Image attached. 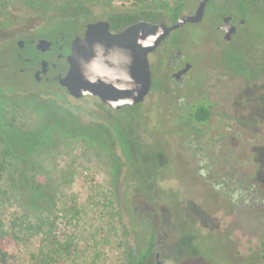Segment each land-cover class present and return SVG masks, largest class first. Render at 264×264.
<instances>
[{
	"label": "rangeland",
	"instance_id": "1",
	"mask_svg": "<svg viewBox=\"0 0 264 264\" xmlns=\"http://www.w3.org/2000/svg\"><path fill=\"white\" fill-rule=\"evenodd\" d=\"M183 1L83 0L71 19L83 24L79 35L98 19L109 20L112 30L140 19L171 22L168 10ZM199 1L189 0L182 14L193 13ZM52 22L25 0H0V132L26 154L14 159L20 185L24 177L41 182L57 232L77 241L69 264H129V252L150 241L148 264H155L157 250L164 264H264V96L251 83L252 97H239L248 76L264 83L257 75L264 13L239 23L230 44L217 28L222 17L210 12L173 31L193 64L185 84L172 88L156 75L142 103L117 111L37 82L28 63L9 64L23 34H57ZM25 54L37 55L31 48ZM199 103L211 108L204 123L193 119ZM63 108L74 111L79 127L67 132L58 124L57 113L66 119ZM186 232L196 235V256L168 249ZM40 240L21 245L22 256Z\"/></svg>",
	"mask_w": 264,
	"mask_h": 264
},
{
	"label": "trees",
	"instance_id": "2",
	"mask_svg": "<svg viewBox=\"0 0 264 264\" xmlns=\"http://www.w3.org/2000/svg\"><path fill=\"white\" fill-rule=\"evenodd\" d=\"M25 1L27 8L28 6L31 7L38 15L45 14V16L53 18L52 24L54 23L53 26L58 28L57 33L60 37L64 35L70 37L83 26V24L80 26H77L76 23L72 24L73 20L71 19L73 11L80 3H83V0ZM91 1L94 3H113L121 0ZM123 1L133 2L134 0ZM188 1L184 0L180 5L168 10L167 15L171 22L182 14V10ZM211 4L219 12L218 16L236 10V17L252 19L255 14L264 13L263 0H213ZM49 9L56 10L57 14H46ZM195 116L198 121L208 120L211 116L209 106L197 105ZM58 117H62V115L57 113V122L64 127L65 131L75 129L74 125L71 126L64 119L59 120ZM19 149L14 147L11 140L0 132V264H69L72 259L77 257L75 255L77 241L70 236L61 238L57 232L58 216L48 210L49 206H43L45 196L41 182L35 178L38 184L33 185L30 178L24 177L23 185H20L18 174L20 170H18L17 161L14 159H19L26 154L22 152L19 154ZM25 153L30 152L26 149ZM26 186H29L28 191ZM46 200L48 202L50 199L46 197ZM11 205L13 210L10 212L8 208ZM34 237H39L40 243L24 258L20 246ZM168 249H176L178 252L188 251L191 255L196 256L199 252L196 235L186 232L172 246H168ZM153 251L154 243L150 241L145 250L129 252L128 263L148 264Z\"/></svg>",
	"mask_w": 264,
	"mask_h": 264
},
{
	"label": "water",
	"instance_id": "3",
	"mask_svg": "<svg viewBox=\"0 0 264 264\" xmlns=\"http://www.w3.org/2000/svg\"><path fill=\"white\" fill-rule=\"evenodd\" d=\"M209 1L200 0L193 13L181 14L173 22L140 19L117 32L111 30L109 20L88 22L84 34L71 41L69 69L60 77V84L76 98L95 95L114 109L143 102L152 86L149 54L172 31L200 22ZM230 20L231 16H225L220 25L226 39H231L236 30ZM50 43L40 39L37 48L45 51ZM42 64L44 70L46 61ZM155 264H164L160 251L155 253Z\"/></svg>",
	"mask_w": 264,
	"mask_h": 264
},
{
	"label": "flooded vegetation",
	"instance_id": "4",
	"mask_svg": "<svg viewBox=\"0 0 264 264\" xmlns=\"http://www.w3.org/2000/svg\"><path fill=\"white\" fill-rule=\"evenodd\" d=\"M212 1L213 0H210L208 2L206 9H205V14H204L203 19L205 18L206 14L208 12L215 14V16H218L217 14L219 12L217 11V9L214 7V5L211 6ZM236 13H237L236 10H232L231 12H229L227 14L221 15L222 20L224 19L225 16H231L230 21L236 25V30L232 34L231 39L225 38V31L220 27V25L223 22L217 26L218 30H220L221 33L223 34L225 41L229 44L232 42L234 35L237 33V31L239 29V23L241 26H244L245 18L242 17L240 19V22L237 23L236 22ZM123 28H121V29H123ZM121 29L112 30V28H111V30L113 32L120 31ZM172 32L161 42V44L154 51H152L150 53L151 55L149 54L150 67H151V71H152V86L153 87L155 85V79L154 78L156 75L159 76V78L161 79L163 84L165 82L170 83L172 88L177 87V86H182L185 84L187 74L193 68V64H191L188 60H185L184 56L182 55V51H181L182 41H181V39L178 36H176L174 34V32L173 33ZM77 35H79V34H74V35H71L70 37H67L66 35L60 37V36H58V33L53 35V36H45V35L39 36V35H37V33L23 34L22 38L17 40V46H18V50L16 53L17 57L15 58V56H13V59L15 58V61H13L12 63H9V64H14L16 66V64L19 61H21L23 64L28 63L31 66H34V68L31 69V73H32V70H34L33 76L37 82L47 83V84H49V83L55 84L56 83L59 86H62V88L65 89V91L69 94V96H71L75 99H80V98H83L85 96L95 97V98H98L100 100L101 104H103L104 107L108 108L109 110L117 111V110L122 109L123 107L119 108V109H114L110 105L102 102L101 99L95 95H85L83 97L76 98L70 94V92L68 91V89L65 86L60 84V82H59L60 77L65 75L69 69V63L67 61V56L71 52V41ZM40 39H46V40L51 42L47 50L43 51V50L37 48V43ZM28 48L33 49L37 55H32V56L28 55L27 56L25 54V50H27ZM42 61H46L44 70H43ZM188 63L191 64L190 67L188 69L184 70V68L186 67V65ZM23 66L20 68L21 71L27 70V72H30V70H28L27 68L25 69V67H23ZM261 67H262L261 68L262 72L257 73L258 77L259 76L264 77V63L261 64ZM260 79L261 78H258L257 80L253 81L254 80L253 76L250 78L248 76V78H246V81H245L244 91L240 92L239 97H241V99H243V97H246L248 99H250L252 97L251 93L253 92L254 88H250L251 83H253L255 85L254 87H257L260 90L261 94H263L261 96H264V90H262V89H264V83L256 84L259 82ZM152 86H151L150 92L153 89ZM150 92H149V94H150ZM251 100H253V99H251ZM101 104H100V106H103ZM138 104H140V103H138ZM201 104H203V103L195 104L192 106L193 119L197 123H204L205 121H207V120L198 121L196 119L195 111H196L197 105H201ZM134 106H136V105H134ZM209 108H210V106H209ZM63 110L66 112L63 114L66 118L65 121L68 122L71 126H73L75 124H76V126H78L80 120H78V117L73 115L74 111L73 110L69 111V110H66L65 108H63ZM210 110H211V108H210ZM161 248L162 247H160V249ZM157 251H160V250H157ZM160 256H161V251H160Z\"/></svg>",
	"mask_w": 264,
	"mask_h": 264
}]
</instances>
